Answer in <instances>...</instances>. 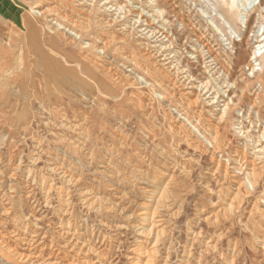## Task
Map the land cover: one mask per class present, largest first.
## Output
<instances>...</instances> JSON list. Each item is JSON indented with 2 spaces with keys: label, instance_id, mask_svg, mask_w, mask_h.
Masks as SVG:
<instances>
[{
  "label": "rangeland",
  "instance_id": "374dc122",
  "mask_svg": "<svg viewBox=\"0 0 264 264\" xmlns=\"http://www.w3.org/2000/svg\"><path fill=\"white\" fill-rule=\"evenodd\" d=\"M6 1L24 23L2 25L10 35V50L0 54V264H25L16 259L22 252L30 253L35 264H131L139 249L131 226L138 214L127 216L137 211L147 177L157 182L154 191L165 183L173 186L172 211L179 213L164 225L160 261L264 264V91L255 82L257 73L247 68L256 36L264 33V0L246 27L239 22L235 29L214 12L213 0H154L164 11L162 22L147 8L148 0H112L117 8L106 5L110 11L102 5L107 0L91 6L90 0L86 5L77 0ZM46 8L52 16L37 14ZM145 18L151 27L147 34ZM65 24L72 29L57 28ZM151 29L155 37L148 36ZM161 39H170L165 55L194 79L191 84L208 82L202 92L193 89L191 96H182L183 87L173 86L168 96L157 87L166 82L163 68L145 53L157 50ZM100 41L106 43L96 50L87 46ZM229 54L230 74L223 69ZM206 62L212 69L204 68ZM255 69L262 72L264 64ZM193 99L196 103L188 105ZM253 101L258 102L254 107ZM227 103V121H213L214 145L190 116L201 112L214 120ZM217 161L236 166V181L244 182L233 203L235 186L215 170ZM62 172L75 182L65 183ZM250 172L252 186L244 179ZM85 190L99 205L82 204L79 192ZM32 225L42 233L41 243L33 244ZM68 227L81 235L79 247L101 245L99 256L66 248V241L74 239L63 235ZM151 242L145 241L147 251Z\"/></svg>",
  "mask_w": 264,
  "mask_h": 264
},
{
  "label": "bare ground",
  "instance_id": "6f19581e",
  "mask_svg": "<svg viewBox=\"0 0 264 264\" xmlns=\"http://www.w3.org/2000/svg\"><path fill=\"white\" fill-rule=\"evenodd\" d=\"M96 0H90V6L95 2ZM77 2H79V5H86L88 0H77ZM212 2V0H211ZM260 0H213L212 3H210L211 6L214 7V12H216V14L222 19L224 20V22H226L229 27L231 28H236L238 23L240 22L241 24H243L245 27L247 25V20L250 19L255 11H256V6H259L260 5ZM148 5H147V8H150L151 11H153V17L157 15V20L158 22H162L163 18L165 17V14H164V11L163 10H160L159 8H157L156 4H155V1L154 0H148V2H146ZM78 5V6H79ZM102 5L105 6V9L107 10H111V7L114 5L116 6L115 8H117V4H113L112 0L109 1L107 0L106 2H104ZM106 5H111V7L109 6H106ZM61 6V5H60ZM103 8V7H102ZM264 8V7H263ZM88 9V8H87ZM50 8H46L44 10H42L41 12L38 11V15L43 17V18H48L49 16H52V14L50 13ZM118 10V9H117ZM263 10V9H262ZM85 11V10H84ZM33 13V12H32ZM31 13V14H32ZM141 14V13H140ZM139 14V15H140ZM144 15V14H143ZM32 16V15H31ZM147 16V15H146ZM151 16V15H150ZM148 17V16H147ZM51 18V17H50ZM65 18V17H64ZM138 18H141L138 17ZM76 19V18H75ZM147 18H145L143 21L147 24ZM52 20V19H51ZM53 20H55V23H57V18L56 16H54ZM64 20V19H63ZM142 20V19H141ZM50 22V21H49ZM67 22V21H66ZM20 23H24V21L22 20L20 14L18 13V11H15L13 6L8 3L6 0H0V45H1V48H0V54H4L6 52H9V47H7L9 45V38H10V35H9V32H4V29L2 28V25H8V24H12V25H17V24H20ZM54 23V24H55ZM70 24V23H69ZM150 24V23H149ZM147 24V27H145L144 31L147 30V28L150 27V25ZM152 24V23H151ZM56 25V24H55ZM66 26L68 28H71V26H68L65 24L64 28L57 25V28L58 29H61V30H65L66 29ZM151 28V27H150ZM72 29V28H71ZM67 30V29H66ZM74 30V29H73ZM142 30V29H141ZM140 30V31H141ZM153 29H151V31H148V33L151 35L148 34L149 37H152L157 34H155L156 32L152 31ZM160 30V29H159ZM72 31V30H71ZM75 32L76 29L74 30ZM143 31V30H142ZM66 32V31H65ZM68 32V31H67ZM146 32V31H145ZM144 32V33H145ZM165 33V32H164ZM147 34V32H146ZM264 34V33H263ZM263 34L261 35H257L256 37H258V44L255 46V48L252 50V59L249 61V63L247 64V68L248 70L251 72V73H254L256 74V80L255 82H258L261 86V88L263 89L264 91V69L262 72H257L258 70L255 69L256 65H261V64H264V51L263 53H259V49L260 48H264V37H263ZM70 35H75V34H70ZM136 36V35H135ZM148 36L144 35V39H148ZM166 37V36H165ZM163 38V37H162ZM168 38V37H167ZM4 39H6L5 41H3ZM73 38H70V40L68 42H71ZM75 39V37H74ZM156 39V38H155ZM65 40V39H63ZM164 40V39H163ZM161 39V45L160 46H157L158 49L155 50V51H150L148 52V54L145 53V55L147 56V58H152V57H155L154 59L156 60L157 64L158 63H161L159 65V67L161 66L163 69L162 72L164 74V77L166 79V82H161V84H159L157 87H159L160 89L161 88H164V93L168 96H171L172 93V88H174L173 86H176V87H183V92H181L180 94L182 96H191L192 95V91L190 90H193V89H198L199 91L202 92V90L205 88V86L207 85L206 82H203V83H198V85H193L191 84L192 81H194V79H190L189 76H186L184 75L186 73V71L182 70L179 68V66L176 64L174 65L173 64V61L171 59H174L173 56H169L168 54L165 55V53H167V51H169L171 48H170V45H172V43H169L167 44V41H170V39H168L165 43V41H163ZM157 41V40H156ZM104 42V41H103ZM103 42H97L96 45L94 44H87L88 47H92L93 49L96 50L97 48V45L99 44H103ZM158 42V41H157ZM160 42V41H159ZM106 43V42H104ZM7 45V46H6ZM142 45V44H140ZM121 51V50H120ZM208 51V50H207ZM210 57V54L209 52L207 53ZM215 55V54H214ZM124 57V56H123ZM128 57V56H127ZM128 59V58H127ZM205 59V58H204ZM207 59V58H206ZM205 59V60H206ZM91 61V60H90ZM210 61H215L214 58H212L211 60H208V62ZM226 63L224 65V68L227 73H231V70H232V64H233V60L231 58V55L229 54L226 58ZM255 62L257 61V64L256 65H253L254 63H251V62ZM128 62V61H127ZM208 62L205 63V67L206 69L210 70L212 69L211 68V65L208 64ZM123 63V62H122ZM133 64V63H132ZM44 65V68L46 69V74H50V71H51V65L50 63L46 62L45 60V63L43 64ZM103 66V64H102ZM111 67V66H109ZM123 67V66H122ZM114 70V69H113ZM106 71V70H105ZM116 71V70H115ZM115 71L113 72V75L116 77V73ZM109 72V70H108ZM112 73V72H111ZM119 76V75H118ZM113 77V76H112ZM120 78V77H119ZM134 79V78H133ZM240 80L243 81V78L242 76H240ZM121 81V80H120ZM234 84V83H233ZM148 86L152 87V85H149ZM208 87V86H207ZM154 88V87H153ZM189 90V91H187ZM197 90V91H198ZM124 91V90H123ZM199 92V93H201ZM196 97V96H195ZM202 97V95H201ZM163 98V97H162ZM187 98V97H186ZM194 98V97H193ZM213 98V97H212ZM197 100V98H196ZM213 100V99H212ZM256 101V100H255ZM255 101L252 102V106L254 107L255 104ZM149 102V101H148ZM196 102H195V99H193V101H189V104L188 105H194ZM147 104V103H146ZM206 104L209 105H212V102L209 101L207 102ZM229 103L225 104V107L220 110V115L219 116H213L214 117V120H208V119H205L204 117H202V114L201 112H199L198 114L193 112V115L190 116V119L193 120V122L195 121L196 124L194 126H198L202 131L203 133L207 136L206 138L208 139L209 143L210 142H213L214 145L217 144L218 142V136H217V131H216V127L215 125L213 124L214 122L213 121H216V123H220V122H226L227 121V117L225 116L226 115V110L228 109V106ZM145 106H148V105H145ZM102 108V107H101ZM218 112V111H217ZM262 117V116H261ZM208 118V117H206ZM181 122V121H180ZM70 125V124H69ZM76 126V125H75ZM198 128V129H199ZM199 129V130H200ZM82 130V128H81ZM80 130V131H81ZM79 131V130H78ZM262 135V134H261ZM264 135V134H263ZM262 135V136H263ZM78 137V136H77ZM76 138V137H75ZM83 138V137H82ZM79 139V138H78ZM81 140V139H80ZM85 140V139H84ZM204 141V140H203ZM202 142V141H201ZM201 142H198L197 144L201 145L202 143ZM205 142V141H204ZM71 143V142H70ZM78 143V142H77ZM75 145V144H74ZM73 145V146H74ZM204 145V144H203ZM160 146V145H159ZM81 147V146H80ZM205 147V146H204ZM79 148V147H78ZM259 152H263V148L262 149H259L258 150ZM245 156V155H244ZM247 156V155H246ZM50 157V156H49ZM243 158V157H242ZM241 159V158H240ZM109 160V159H108ZM107 160V161H108ZM160 160V159H159ZM48 161V160H47ZM106 161V162H107ZM161 161V160H160ZM234 161V160H233ZM243 161V160H242ZM245 161V160H244ZM254 161V160H253ZM57 162V161H56ZM236 162H240L238 160H236ZM46 163V162H45ZM50 163H51V160H50ZM53 163V162H52ZM161 163V162H160ZM232 163V162H231ZM234 163V162H233ZM55 164V162H54ZM113 164V163H112ZM174 164V163H173ZM242 166H243V169L246 170V164L245 163H241ZM250 164V163H249ZM61 165V164H60ZM64 165V164H63ZM62 165V167H63ZM163 165V164H162ZM165 165V164H164ZM183 165V164H182ZM216 165V168L215 170L218 171L219 173H222L223 175V178L224 180H230L232 184H234L233 186H235V188L233 189L235 191V194H234V197L231 199V202L230 203H233V200L236 199L235 195H237L241 189H243V185H244V182L243 183H239L236 181V176L234 174V171L236 169V166H232V167H229V166H225L224 164H222L220 161H217V163L215 164ZM47 166V165H46ZM65 166V165H64ZM69 166V165H68ZM116 166V165H115ZM174 166V165H173ZM51 167V166H50ZM58 167V166H56ZM61 167V168H62ZM161 167V166H160ZM165 166H163L164 168ZM238 167V166H237ZM240 167V166H239ZM12 168V167H11ZM48 168V166H47ZM54 168V167H53ZM7 169V168H6ZM56 169V168H55ZM71 169V168H70ZM73 169V168H72ZM165 169V168H164ZM62 170V169H61ZM238 170V169H237ZM58 171V170H56ZM60 171V170H59ZM137 171V170H136ZM166 171V170H165ZM169 171V170H168ZM167 171V172H168ZM58 173V172H57ZM139 173V172H138ZM137 173V174H138ZM51 174V173H50ZM62 177L65 181V183H72V182H75L76 179H74V177L71 175V174H66V173H63L62 172ZM179 174V173H178ZM26 175V174H25ZM58 176V175H57ZM116 177V176H115ZM140 177V176H139ZM142 177V176H141ZM252 177H253V174L250 172V173H245L244 174V179L246 181H248V183L250 184V186H252V183L251 180H252ZM120 178V177H119ZM123 178V177H122ZM143 178V177H142ZM169 178V177H168ZM182 178V177H181ZM78 179V178H77ZM80 179V178H79ZM117 179V178H116ZM138 179V178H137ZM136 179V180H137ZM45 180V179H43ZM170 180V179H169ZM63 181V182H64ZM159 181V180H158ZM174 181V180H173ZM184 181V180H183ZM77 182V181H76ZM126 182V181H125ZM128 182V181H127ZM144 184L143 186L144 187H141V196H140V200L141 202L139 204H136L137 206V211L131 213V215H128L127 217H133V215L135 214H138L137 215V220L136 221H133V223L131 224V226L135 225V233L137 234V238L135 239V244H137V249L134 253V256L133 258L131 259V264H168V261L166 260L167 257H164V259L162 261H160L159 259V256H158V251H159V247L163 245H160L159 243L161 242V236L163 235L164 233V225L167 223L168 219L170 217H175L177 215H179L178 211L175 210V211H172L173 208H172V203L174 201V198H175V193H174V190H172L170 187H173V186H169L170 183H165L164 184V187L162 189H158V191H154L155 189V186L157 184L156 181L151 180V179H148L147 178H144ZM171 182V181H170ZM185 182V181H184ZM80 183V182H79ZM121 183V182H119ZM131 183V181H130ZM174 183V182H173ZM126 184V183H125ZM135 184V183H134ZM133 184V185H134ZM228 184H229V181H228ZM119 185V184H117ZM127 185V184H126ZM129 185V184H128ZM173 185V184H172ZM28 186V185H27ZM77 186V185H76ZM75 186V187H76ZM123 186V185H122ZM85 187V186H84ZM112 187V186H111ZM232 187V186H231ZM48 188V191L51 189V187H47ZM88 188V187H87ZM91 188V187H90ZM89 188V189H90ZM117 188V187H116ZM115 188V189H116ZM125 188V187H124ZM131 188V187H130ZM129 188V190H130ZM175 188V187H174ZM24 189V188H23ZM78 189V188H77ZM114 189V188H113ZM118 189V188H117ZM71 190H74V189H71ZM70 190V191H71ZM79 190V189H78ZM88 190V189H87ZM87 190H85L84 192H79V196L81 197L80 200H82V204L85 206H93V205H99V200H97V198L95 197V199H92L89 195L91 193H89ZM92 190V189H91ZM90 190V191H91ZM135 190V188H134ZM177 190V189H176ZM180 190V189H179ZM4 191V190H3ZM30 191V190H29ZM93 191V190H92ZM133 191V190H132ZM136 191V190H135ZM134 191V192H135ZM138 191V190H137ZM31 192V191H30ZM72 192V191H71ZM76 192V191H75ZM120 192V191H119ZM139 192V191H138ZM32 193V192H31ZM104 193V192H103ZM103 193H102V196H103ZM127 193V191H126ZM131 194V190L129 192ZM137 193V192H136ZM71 194V193H70ZM94 194V193H93ZM100 194V193H99ZM99 194L97 196H99ZM115 194V193H114ZM121 194V193H120ZM180 194V193H179ZM30 195V193L28 194ZM63 195V194H62ZM61 195V196H62ZM124 195V194H123ZM137 195V194H136ZM135 195V197H137ZM230 195V193H229ZM78 196V195H77ZM106 196V195H105ZM119 196V195H118ZM122 196V195H121ZM126 196V195H124ZM129 195H127L126 199L128 198ZM133 196V195H132ZM131 196V197H132ZM73 197V196H72ZM27 198V197H26ZM66 198V197H65ZM75 198V197H74ZM78 198V197H77ZM104 198V197H102ZM117 198V197H116ZM130 198V197H129ZM128 198V200H129ZM92 199V201L90 200ZM108 199V198H107ZM110 199V198H109ZM118 199V198H117ZM117 199H112V201L114 200H117ZM122 199V198H121ZM125 199V200H126ZM138 199V198H137ZM177 199V198H176ZM179 199V198H178ZM62 201V199H60ZM91 201V202H90ZM113 201V202H114ZM124 200H122L123 202ZM180 201V200H179ZM10 202V201H9ZM26 202V201H25ZM119 202V201H118ZM121 202V201H120ZM135 202V201H134ZM182 203V201H180ZM80 203V202H79ZM109 205H110V202H108ZM125 203V202H124ZM179 203V202H178ZM115 204V202H114ZM128 204V202H127ZM131 204V203H130ZM11 205H12V202H11ZM117 205V204H115ZM121 205V204H120ZM124 205V204H123ZM254 205V204H253ZM45 206V205H44ZM59 206V205H58ZM108 206V205H107ZM111 206V205H110ZM128 206V205H127ZM62 211H64V213L68 212V204L66 203V201H63L62 202ZM99 207V206H98ZM106 207V206H105ZM112 207V206H111ZM110 207V208H111ZM122 207V206H120ZM85 208V207H84ZM104 208V207H103ZM109 208V209H110ZM128 208V207H126ZM73 209V208H72ZM83 209V208H82ZM95 209V208H94ZM98 209V208H97ZM131 209V208H129ZM71 210V208H70ZM106 210V209H105ZM127 210V209H126ZM134 210V209H133ZM74 211V210H73ZM104 211V210H103ZM128 211V210H127ZM126 211V212H127ZM130 213V211H129ZM95 214V213H94ZM114 214V213H113ZM116 214V212H115ZM112 215V214H111ZM110 215V216H111ZM123 216V215H122ZM64 217V216H63ZM79 217V216H78ZM126 217V218H127ZM62 218V217H61ZM60 218V219H61ZM69 218V216H68ZM104 218V217H103ZM125 218V217H124ZM123 218V219H124ZM63 219V218H62ZM61 219V220H62ZM65 220V219H64ZM67 220V219H66ZM70 220V219H68ZM86 220V219H85ZM84 220V221H85ZM103 221V220H102ZM124 221V220H123ZM170 221V220H169ZM19 222V221H18ZM70 222V221H69ZM73 222V221H72ZM75 222V221H74ZM113 222V221H111ZM25 223V221H24ZM108 223V221H107ZM128 223V222H126ZM172 223V222H171ZM170 223V224H171ZM101 224V223H100ZM113 224V223H112ZM130 224V222H129ZM168 224V225H170ZM67 225V224H66ZM65 225V226H66ZM69 225V224H68ZM83 225V224H82ZM126 225V224H125ZM20 226V225H19ZM60 226V225H59ZM21 227V226H20ZM23 227V226H22ZM33 237H36V239L42 234L40 231H39V228H35V226H33ZM61 227V226H60ZM76 227V226H75ZM164 229V230H163ZM61 230V229H60ZM81 230V228H80ZM83 230V229H82ZM87 230V229H86ZM86 230H84L86 232ZM127 230V229H126ZM129 230V228H128ZM63 231V230H62ZM77 231V229H76ZM75 231V228H70L68 227V229H65L64 231V234L63 235H69L70 236H73L74 239H70V241H66L67 243H69L70 245H68L66 248H71V249H79L78 251H82L84 250L85 252L86 251H89V250H93V253H95V255L99 256V252H97L98 250H100V247L101 245H99L98 247L94 246V245H90L88 243H82L79 247V245L77 244L78 240H81L79 236L81 235H78L79 233ZM130 231V230H129ZM167 231V230H166ZM44 233V232H43ZM46 233V232H45ZM58 233V231H57ZM81 233V232H80ZM166 233V232H165ZM89 234V233H88ZM192 234V233H191ZM49 235V234H48ZM60 235V234H58ZM62 235V236H63ZM93 235V234H91ZM47 236V235H46ZM85 236V235H84ZM85 238V237H84ZM149 238L152 239V244L149 248V250L147 251L146 249V246L145 245V241L148 240ZM141 239V240H139ZM22 240V239H21ZM67 240V239H66ZM69 240V239H68ZM93 240V239H92ZM143 240V241H142ZM84 241V240H82ZM34 243L33 244H38V243H41L40 241H38V239L36 241H33ZM38 242V243H37ZM43 242V241H42ZM80 242V241H79ZM87 242V241H86ZM91 242V241H90ZM94 242V241H93ZM96 242V241H95ZM102 242V241H101ZM169 242V241H168ZM261 242V241H260ZM52 243V242H51ZM50 243V244H51ZM66 243V244H67ZM165 243V242H164ZM163 243V244H164ZM32 244V245H33ZM207 244V243H206ZM264 244V243H263ZM59 246V245H58ZM65 246V245H64ZM62 246V247H64ZM211 248V247H210ZM191 249V248H190ZM207 249V247H206ZM164 250V249H163ZM63 251V250H62ZM56 252V251H55ZM67 252V251H66ZM102 252V251H101ZM165 252V250H164ZM163 252V253H164ZM54 254V253H53ZM102 254V253H101ZM17 257L16 259H19L20 261H23L25 260V264H35L36 261H30V253H20V254H16ZM52 255V254H51ZM191 255V254H190ZM14 256V255H13ZM39 256V255H38ZM37 256V257H38ZM50 256V255H49ZM161 256V255H160ZM105 257V256H104ZM8 258V256H7ZM98 258V257H97ZM187 258V256H186ZM8 260V259H6ZM91 262V260H88L86 262ZM45 262V261H44ZM43 262V263H44ZM84 262V263H86ZM190 262V261H189ZM42 262H38V264H43ZM47 264H54V263H50V261L47 263ZM93 264H104L102 263L101 261H98V262H93ZM186 264H189L188 262H186ZM203 264V263H202Z\"/></svg>",
  "mask_w": 264,
  "mask_h": 264
}]
</instances>
